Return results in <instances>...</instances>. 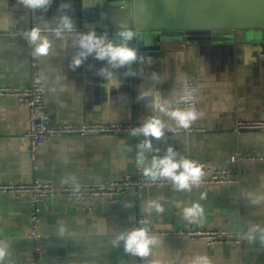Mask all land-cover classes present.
<instances>
[{
    "label": "crops",
    "instance_id": "crops-1",
    "mask_svg": "<svg viewBox=\"0 0 264 264\" xmlns=\"http://www.w3.org/2000/svg\"><path fill=\"white\" fill-rule=\"evenodd\" d=\"M96 0H51L30 9L21 0H0V88L28 85L32 73L42 79L51 121L82 125L110 121L139 125L155 118L165 127L176 122L180 82L193 78L198 86L197 127L203 133L155 139L144 134L73 135L46 141L33 161L28 154L27 109L15 97L0 96V183L35 181L54 185H94L132 173L138 165L151 167L172 148L177 159L204 162L219 169L234 153L242 160L237 184L147 187L126 194L107 208L99 200L86 208L57 195L40 205L41 247L45 264H264V131H234L239 120H264V13L250 29L233 35L179 34L138 47L136 60L113 68L95 54L81 65V36L49 40L48 55L36 57L37 45L27 33L34 26L72 25L94 30ZM98 37V36H97ZM39 43V42H38ZM107 69L117 85L101 75ZM163 106L161 111L156 104ZM151 142V149L140 147ZM143 158V163L138 160ZM203 196V198H201ZM159 204L164 211L157 212ZM199 204L202 216L185 217L184 209ZM31 198L28 194L0 196V245L3 264L30 258ZM139 216L156 229L189 223L202 230L240 235L237 245L206 246L186 237L153 238L146 257L125 251L127 236Z\"/></svg>",
    "mask_w": 264,
    "mask_h": 264
},
{
    "label": "built area",
    "instance_id": "built-area-1",
    "mask_svg": "<svg viewBox=\"0 0 264 264\" xmlns=\"http://www.w3.org/2000/svg\"><path fill=\"white\" fill-rule=\"evenodd\" d=\"M33 28L39 29L40 34L45 35L51 41L75 36L82 37L83 35L90 33V30L82 25H73L71 31L64 28V26L34 25L28 33ZM105 35L108 37L109 31H106ZM177 91L175 111L195 110L197 112L198 86L196 81L193 78L184 79L178 85ZM0 96L15 97L19 106L27 109L28 128L25 132V137L29 142L27 151L33 161L35 160L39 149L47 140L52 138L73 135L133 134V130L139 129L145 124L133 125L105 120L95 123H84L82 125L55 124L51 121L45 97L44 83L36 73H32L30 81L26 86L1 87ZM243 130L264 131V120H239L234 127V131L238 132ZM203 132L204 129L197 127L195 121L188 129L181 128L176 122L175 127L168 128L164 126V135L162 137H173L180 134L190 135ZM138 134H142V132ZM175 159L176 161L181 160L177 158ZM245 159L253 160L254 158L246 157L240 152L234 153L225 160L226 166L219 169L212 168L204 162L195 161L203 168L201 180L199 184L196 185H224L239 183L240 175L236 166ZM145 168L150 167L138 165L132 173H128L115 180H108L94 185H54L39 181L30 184L0 183V196L28 194L31 198L32 205V211L30 213V231L28 234V240L30 242V258L24 263L10 262L8 264H45L41 247L43 236L40 231V205L57 195H62L69 201L79 203L84 208L94 200H99L107 208H112L128 193L139 195L140 191L147 187L175 185L171 179L157 178L153 180L151 177L145 176ZM141 228L147 231V235L150 238H156L159 236L186 237L192 242L200 241L209 247L219 244L237 245L240 243V235L236 232L202 230L189 223L159 230L153 226L150 219L144 216H139L137 218L133 231Z\"/></svg>",
    "mask_w": 264,
    "mask_h": 264
},
{
    "label": "water",
    "instance_id": "water-1",
    "mask_svg": "<svg viewBox=\"0 0 264 264\" xmlns=\"http://www.w3.org/2000/svg\"><path fill=\"white\" fill-rule=\"evenodd\" d=\"M95 17L86 20L95 25L96 36L114 45L126 44L134 51L169 33L192 34L206 28L219 35H233L251 28L253 19L264 13V0H96ZM109 31L108 37L105 35ZM131 31L125 41L120 35ZM189 31V32H187ZM89 34V33H88Z\"/></svg>",
    "mask_w": 264,
    "mask_h": 264
},
{
    "label": "clouds",
    "instance_id": "clouds-1",
    "mask_svg": "<svg viewBox=\"0 0 264 264\" xmlns=\"http://www.w3.org/2000/svg\"><path fill=\"white\" fill-rule=\"evenodd\" d=\"M21 3L30 9H39L47 7L51 3V0H21ZM62 24L64 28L71 31L73 25L69 17H62ZM120 35L125 41L133 38L131 31H123ZM27 36L30 43L37 45L34 52L36 57L48 55L50 47L49 41L41 38L39 29L33 28ZM79 47L81 48V52L74 58V66L81 65L83 60L92 54H95V57L99 60H107L113 68L129 65L137 58L136 52L126 44L117 46L112 43H107L104 38L97 37L94 32L83 35L79 40ZM101 75L109 80V87L113 85L118 86L117 82L113 79V74L107 69H102ZM155 107L164 111L163 106L158 103ZM167 115L184 129L190 128L192 123L199 118L195 110H176L168 112ZM141 132L145 137L160 139L164 135V124L159 119L153 118L145 123L143 127L133 130V135ZM140 147L143 149H151L152 145L150 140L145 141ZM138 163H143L142 153ZM144 175L151 177L153 180L157 178L171 179L179 190H185L190 189L192 185L199 184L203 175V168L197 162L188 159L176 161L173 149L169 148L168 154L164 158H153L151 167L144 169ZM155 208L157 212L162 213L164 211L163 207L159 204H156ZM203 211V208L199 204H193L192 207L184 209V215L185 217L202 216ZM119 239L125 241V251L127 253L139 257L148 256L150 246L155 243V240L150 238L147 235V231L143 228L131 231L127 236L121 235ZM6 255V247L0 245V264H3ZM197 264H209V261L206 257L199 258Z\"/></svg>",
    "mask_w": 264,
    "mask_h": 264
},
{
    "label": "rangeland",
    "instance_id": "rangeland-1",
    "mask_svg": "<svg viewBox=\"0 0 264 264\" xmlns=\"http://www.w3.org/2000/svg\"><path fill=\"white\" fill-rule=\"evenodd\" d=\"M187 32H189V31H187ZM191 33L192 34H201V33H212V32H210V30L206 29V28H197L196 31H193ZM179 34L182 35V34H184V32L183 31H179L177 33H169L168 36L179 35Z\"/></svg>",
    "mask_w": 264,
    "mask_h": 264
}]
</instances>
